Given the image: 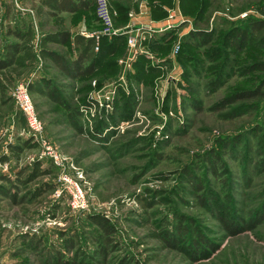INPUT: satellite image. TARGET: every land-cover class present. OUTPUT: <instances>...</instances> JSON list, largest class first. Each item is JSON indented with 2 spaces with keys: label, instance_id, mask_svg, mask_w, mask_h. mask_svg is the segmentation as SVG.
<instances>
[{
  "label": "rangeland",
  "instance_id": "obj_1",
  "mask_svg": "<svg viewBox=\"0 0 264 264\" xmlns=\"http://www.w3.org/2000/svg\"><path fill=\"white\" fill-rule=\"evenodd\" d=\"M37 1L0 0V59L6 44L17 41L9 29L30 26L37 50ZM234 1L112 0L116 32L98 38L100 61L92 76L64 79L52 62L45 68L37 59L8 85L4 102L0 98V157H7L0 160V175L12 180L19 168L27 173L39 162L51 166L50 173L26 187L46 181L53 188L31 197L19 180L0 178V264H48L56 250L63 260L77 261L83 250L88 264H119L124 257L132 259L129 264H264V101L223 103L246 88L241 65L264 62V50H239L235 67L241 72L211 92L205 68L214 63L209 57L217 44L220 50L224 44L194 48L187 38L204 26L209 10L207 29L215 28L219 38L226 29L221 19L235 26L249 15L264 16V0ZM247 2L249 9L232 15ZM85 6L63 14L71 34L90 36L100 27L92 2ZM43 29H54L51 19ZM129 35L136 37L134 47L127 44ZM42 77H57L59 88L56 99L30 92L42 125L34 133L20 122L12 94ZM230 112L232 118L222 116ZM20 139L37 146L24 149L17 161L7 145ZM71 183L82 190L80 207L70 204ZM143 197L147 206L138 199ZM90 216L115 230L117 248L106 259L95 254L97 227ZM165 231L169 244L151 235ZM153 253L157 259H148Z\"/></svg>",
  "mask_w": 264,
  "mask_h": 264
},
{
  "label": "trees",
  "instance_id": "obj_2",
  "mask_svg": "<svg viewBox=\"0 0 264 264\" xmlns=\"http://www.w3.org/2000/svg\"><path fill=\"white\" fill-rule=\"evenodd\" d=\"M235 2L234 0H231ZM93 6L94 14V0H91ZM89 0H38L36 5H33L35 15L38 19L39 32L40 35L36 40L37 50H34L33 47V32L30 26L25 30H15L9 29L8 34L14 36L17 41L13 43L6 44L5 54L0 59V93L1 99L4 102L5 92L7 91L8 85L14 83L16 77H20L28 71L34 64L37 59H40L41 64L45 68H50L52 62L55 67L60 71V74L64 79L77 80L87 76H92L96 68L98 67L100 58L99 47L100 40H96L94 36H85L83 33L74 32L73 34L65 28L63 14L66 12H74L85 5L91 3ZM109 9L112 8V0H107ZM249 9V3L241 4L237 10H235L232 15H236L243 10ZM112 10V9H111ZM211 10L205 14L202 23L204 26L196 27L191 29L187 35L188 41L191 42L194 48H207L212 47L214 43H223V50L219 48L220 44H217V47L211 52L209 60H213L214 63L208 68H205L207 73L206 85L208 89L216 91L219 89L224 82L228 80L232 74L237 72V55L236 53L244 47L255 48L259 50H264V16H254L249 15L242 25L229 26L231 23L226 19H221V23L226 27L224 33L218 36L219 33L215 28L211 30L207 29L208 22L210 19ZM95 16V14H94ZM96 18V17H95ZM52 20V25L54 29L52 31H44V26L47 23V20ZM215 32V33H214ZM108 36V35H106ZM123 37V36H119ZM53 44L58 48H64L63 52L50 48L49 45ZM98 48L95 50V46ZM71 49L72 53L69 52ZM116 51V44H111L109 52L114 53ZM224 54H221L220 52ZM218 58V59H217ZM241 65L242 75H246L247 85L246 88L234 91L230 96L224 98V104H237L236 106H251L264 101V62L262 61H252ZM140 66H142L140 64ZM204 65L198 66L197 70L204 69ZM142 68V67H140ZM143 70V68H142ZM255 74H262L259 79H255L252 76ZM56 78H46L42 77L40 79L31 80L27 83V90L33 94L39 95H49L51 98L56 99L57 88ZM61 91L65 89H60ZM61 91L59 93H61ZM68 94V93H66ZM70 98V97H69ZM249 108V107H248ZM235 109H232L234 111ZM224 118H232L233 113L222 114ZM232 116V117H231ZM261 117L264 118V111L261 113ZM20 122L24 125L25 118L23 114L19 116ZM236 141H239L238 139ZM233 142V141H232ZM223 146L226 148L223 152L227 150V140L224 139L221 141ZM36 143L31 139H20L19 143L13 145L8 143V151L10 155L15 159H20V154L25 149H32L36 147ZM212 162H215L216 159L210 157ZM0 160L2 162L7 160L6 155H1ZM50 167H41L39 162H35L31 168V171L26 172V168H19L12 180L4 175H0V178L6 181L19 180L24 188L26 189V183L35 180L38 176L47 175L50 173ZM183 172L186 174L185 178L192 183L195 189H199L197 185H194L192 179L189 175V172L186 169H183ZM53 188L48 182L44 181L42 187H38L34 190H27V194L31 197H37L41 194L42 190H49ZM143 206H147L148 202L147 197L138 198ZM89 220L97 227V231L93 233L94 240L98 243V249L95 251L97 256L100 255L103 259H106L107 253L110 250H115L117 248V243L114 240V228L112 225L101 217L90 216ZM224 221V219H222ZM226 224V223H225ZM228 227V224H226ZM168 231H165L164 234L152 232L151 235L154 237H160L169 244L167 240ZM75 235V234H74ZM76 254L80 255V260H76V256L72 260H63L62 254L59 250H56L53 258L51 257L48 264H88L85 262L86 254L83 250H79ZM150 260H156V254H150L147 257ZM52 259V260H51ZM146 259V262L149 260ZM132 261V259H130ZM130 261L127 257H124L119 264H129ZM137 263V262H136ZM45 264V263H43Z\"/></svg>",
  "mask_w": 264,
  "mask_h": 264
},
{
  "label": "built area",
  "instance_id": "obj_3",
  "mask_svg": "<svg viewBox=\"0 0 264 264\" xmlns=\"http://www.w3.org/2000/svg\"><path fill=\"white\" fill-rule=\"evenodd\" d=\"M94 14L100 27L95 30L91 36H94L96 40L103 35L115 34V29L113 27V21L111 12L108 6L107 0H94ZM127 44L130 47H134L136 44V37L134 35H129L127 37ZM98 46H95V50ZM16 105L18 106L21 113L24 115L26 124L34 132H41L42 125L38 119L37 113L35 111L34 104L31 100L30 94L26 86L19 85L13 91L12 94ZM72 197L70 204L73 207H80L83 202V193L77 183H71Z\"/></svg>",
  "mask_w": 264,
  "mask_h": 264
},
{
  "label": "crops",
  "instance_id": "obj_4",
  "mask_svg": "<svg viewBox=\"0 0 264 264\" xmlns=\"http://www.w3.org/2000/svg\"><path fill=\"white\" fill-rule=\"evenodd\" d=\"M82 32V31H81Z\"/></svg>",
  "mask_w": 264,
  "mask_h": 264
}]
</instances>
